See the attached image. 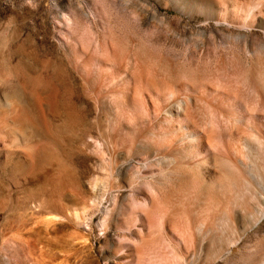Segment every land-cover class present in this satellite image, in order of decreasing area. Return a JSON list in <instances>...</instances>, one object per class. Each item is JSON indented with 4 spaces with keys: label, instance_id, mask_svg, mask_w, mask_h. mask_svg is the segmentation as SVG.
Returning <instances> with one entry per match:
<instances>
[{
    "label": "rangeland",
    "instance_id": "obj_1",
    "mask_svg": "<svg viewBox=\"0 0 264 264\" xmlns=\"http://www.w3.org/2000/svg\"><path fill=\"white\" fill-rule=\"evenodd\" d=\"M208 4L217 11L215 19H208L206 5H192L190 11L196 16L189 18L175 11L170 0H0L3 69L16 74L36 105L42 102L56 124L67 126L59 153L66 173H60L54 161L43 162L49 151H42L40 162L33 163L21 149L5 161L0 149V264H259L264 259V216L253 228L240 229L250 213L264 212L263 190L252 186L256 194L249 187L242 195L236 189L246 207L222 214L217 229L209 227L208 212L200 207L196 214L200 233L194 234L183 207L169 219L146 177L155 166L150 162L141 166L132 158L130 137L118 149L132 158L124 159L122 167L112 166L101 144L100 127L111 120L113 129L120 119L124 127L137 131L149 122L163 97V87H175L177 98L196 93L209 103L211 124L206 137L190 112L191 130L196 133L194 154L210 148L226 156L229 147L237 145V149V140L222 117L226 112L240 111L243 120L264 135L263 113L257 117L255 112L259 107L256 93L235 58L248 47L258 49L264 44V0H209ZM142 6H147L144 14L137 11ZM60 22L64 23L61 28ZM73 23L81 25L74 28ZM65 35L71 36L73 45L79 42L87 50L80 48L79 60L87 62L86 68L96 77L101 74V54L109 48L106 63L113 96L98 112L84 100L78 82L60 62L58 39L66 40ZM137 40L143 48L135 45ZM120 43L130 47L120 51ZM189 65L201 71L194 81L185 73L180 76ZM120 67L122 81L116 76ZM171 76L180 81L173 83ZM13 94L24 102L22 94ZM30 96L25 102H30ZM238 125L242 132L243 125ZM27 132L34 134L33 139L55 137L54 132ZM126 172L142 177L124 188ZM249 195L252 198L247 200ZM189 203L196 205L192 200ZM83 207L84 211H77ZM236 228L242 234L229 247L227 241Z\"/></svg>",
    "mask_w": 264,
    "mask_h": 264
},
{
    "label": "bare ground",
    "instance_id": "obj_2",
    "mask_svg": "<svg viewBox=\"0 0 264 264\" xmlns=\"http://www.w3.org/2000/svg\"><path fill=\"white\" fill-rule=\"evenodd\" d=\"M208 2L209 0H170V4L175 11L188 15L189 18H195L196 16V14L194 15V13L190 11L192 5H206L209 15L208 19H215L217 11L212 5L208 4ZM159 3L163 4L162 2ZM145 7L147 8V6ZM145 7L142 6L137 9V11H143L142 14L146 13L147 11ZM154 14L155 12L152 13V16L155 18ZM261 22L262 19L258 17L257 23L260 24ZM80 25V23H73L74 28H78ZM57 26L61 28L64 26V23L60 22ZM65 36L67 37L66 40H62V38L58 39V48L61 53L60 62L69 72V77H71L73 81L78 82L84 100L89 103V105L91 104V107L98 112L97 110L100 106L106 105L113 96L110 89L111 81L108 79L107 75L108 66L106 63L109 60L107 51L109 48L107 50L104 48L105 51H103V53L101 52L103 60L98 67L101 74H98V76H100L96 77L97 75L94 74L91 68H86L87 62L85 65L83 59L79 60L81 57L80 52H82L80 51L81 44L77 42L76 45H73L70 41L71 36ZM136 43L137 44L135 45H137L138 48H143L144 44L142 41L137 40ZM122 44L118 46L120 51L125 50L126 47H130L127 46L126 43L123 44L124 46H122ZM248 48L245 52L243 51L244 53L241 52L237 55L235 54V58L239 71H241V73L243 72V74L244 72L248 73L249 75L252 86L251 88L252 91L256 93L259 105L255 112L257 117H260L263 113V117L261 116L260 118L263 119L264 44L258 49ZM2 58L3 56L0 55V106L4 107L0 111V149L5 153V161L9 160L10 157V159H13L12 155L16 157L19 153L17 149H21L27 159H30L33 163H38L40 162V153H42V151H49L50 154L46 157V160L42 159L43 162L46 161L48 163H53L54 161L55 164L58 163L57 166L59 172L66 173L65 162L62 158L63 156L61 157L59 153L62 154L60 150L64 136L67 133V126L64 123L56 124V120L45 113V107L42 108V102L39 101V105H36L32 96L26 91L24 85L18 81L19 78L17 79L16 74L13 73L15 75H12L9 73L10 71L7 72L3 69ZM195 66H186L184 72H181L182 75L180 76H183L185 73L186 78L189 80L194 81L198 79L197 71L199 69H196ZM122 68L123 67H120L116 72L118 81L124 79V71ZM175 74L176 73H173L172 75ZM171 77L173 83L179 80L177 76ZM179 81H177V83ZM15 91H17V94L20 93L25 97L24 102L20 101L21 99L18 100L19 98L14 96V94L12 95ZM162 92L163 94L161 93V96L163 97L159 100L160 102L155 105L154 111L152 112L153 114L150 119L148 118L149 122L144 123L142 126L140 125L141 127L139 131L134 130L130 126L124 127V123L120 121V119L116 122L115 129L112 128V120L110 122L111 126L107 122L104 128L100 127L99 133L102 141V148L105 150L106 154L111 157L112 166L116 168L118 166L122 167L124 159L125 161H129V159L132 158H135L141 166H144L147 162L153 164L155 166L153 172L146 177L147 179L149 178V182H151V186L157 198L164 204V209L166 210L169 219L171 218V220H173L178 209L183 207V211L188 218L187 223L190 225V229H192L194 234H199L201 226L196 220V214L197 210H200V207H203V210L208 212L210 218V226H208L213 229L219 226L220 218L223 216L222 214H230L231 210L234 213L235 210L233 211V209L238 206L246 207V200L239 201L240 199H238L236 189H241V192L243 189H248L250 187V190L252 191V186H254L256 189L264 191V135L257 130L255 128L256 126L250 123V121H248L249 123L244 121L243 114L240 113V111L235 113L226 112L222 114V117L229 124L228 126L230 127L229 130L231 131V136L237 140V149V145L234 146V149L232 148L233 146L231 148L229 147L227 155L223 156L212 152L209 147V149L204 147L206 149V151L204 149L205 153L194 154L192 153V148L196 140V133L194 134L191 130L194 122L190 112L192 111L194 114L198 131L203 133L206 137V133H209L208 129L211 124L208 116L210 115L208 114L209 103L196 93L185 94L180 98H177L174 93L175 87H163ZM28 95L31 100L30 102L27 100V103L25 102V99ZM70 102L72 101H69V103ZM49 110L51 109L49 108ZM238 124H242L243 126H241L244 127L242 132L239 131L238 127L240 126ZM29 129L32 132L41 131L48 132V134L49 132H54L56 138H51L50 135L49 138H46L47 140H41L43 137L36 139L37 136L33 139L34 134L32 133L33 135H29L27 132ZM247 133L249 135H247ZM126 136L128 139L130 137L129 146L133 151L132 158H130V156L124 157L122 151L118 150L121 148L123 149V147L127 145V139H125ZM32 143H35L33 147H31ZM52 154H54V156ZM20 156L21 158L23 157L21 154ZM9 164H11V162ZM119 171L122 172L121 169ZM141 177L138 172H132L131 174H127L126 172L123 178L124 188L131 187L133 182L139 178L141 179ZM134 178H136V180ZM172 182L174 185L176 184V189L172 185ZM254 191H252L253 194H256ZM189 194L191 197L188 198L187 196ZM240 194H242V192ZM251 195H249L247 200L252 198ZM244 197L246 198V196ZM191 200L196 203L193 207H191L189 203ZM84 209L85 207L79 208L77 211H84ZM262 216H264V212L261 210L253 212L252 214L250 213V218L248 217L249 219L247 221L245 220V222L240 225L242 232L250 227L253 228L256 224L258 225V221ZM223 229H225V227ZM233 232L236 237H234V235L231 241H227L229 247H234L242 234L241 231L238 232L237 228L234 229ZM259 264H264V259H262Z\"/></svg>",
    "mask_w": 264,
    "mask_h": 264
}]
</instances>
